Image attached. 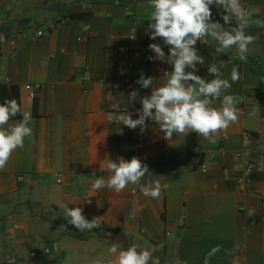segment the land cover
I'll use <instances>...</instances> for the list:
<instances>
[{
    "label": "crops",
    "instance_id": "1",
    "mask_svg": "<svg viewBox=\"0 0 264 264\" xmlns=\"http://www.w3.org/2000/svg\"><path fill=\"white\" fill-rule=\"evenodd\" d=\"M241 3L264 23V0ZM215 8L213 20L223 24V12ZM151 10L149 0H0V103L16 99L22 111L31 112L33 129L24 148L0 170V264H107L113 259L112 243L96 235H71L59 207L69 200L77 204L68 207H82L87 219L103 216L102 227L124 230L132 243L154 248L160 264H204L217 245L221 251L209 264H264V88L253 100L264 77L259 45L249 46L247 63L224 64L223 55L236 53L235 48L218 55L210 37L204 45L197 42L205 59L197 65L198 75L214 79L207 71L211 63L229 80L234 67L239 71L228 94L239 100L241 115L215 144L196 133L173 134L169 142L150 120L147 128L132 130L116 119L125 110L138 118L139 98L129 104L127 96L133 89L150 95L151 88L136 83L141 73L161 86L162 72L171 70L148 59L151 43L168 53L160 38L153 41L145 32ZM39 30L45 33L38 35ZM261 30L253 25L249 33L256 37ZM35 84L40 90L31 98L28 86ZM117 103L119 110L113 108ZM21 119L18 114L13 122ZM247 147L261 166L254 181L242 185L240 154ZM120 156L138 157L155 174H146L141 184L158 179L168 186L159 199L145 197L132 184L121 193L91 192L96 178L111 175L100 160ZM85 196H92L90 205L81 203ZM248 209L256 215L248 217ZM55 243L59 249L45 253Z\"/></svg>",
    "mask_w": 264,
    "mask_h": 264
},
{
    "label": "clouds",
    "instance_id": "2",
    "mask_svg": "<svg viewBox=\"0 0 264 264\" xmlns=\"http://www.w3.org/2000/svg\"><path fill=\"white\" fill-rule=\"evenodd\" d=\"M212 6L223 9V24L213 20ZM149 7L152 9L148 20L150 23L145 32L153 41L160 38L168 46V53H165L161 44L151 43L148 47L153 55L148 59L167 64L171 70L162 72L164 83L161 86H155L156 78L141 73L136 83L143 89L151 88V93L140 96L137 90H131L127 96L129 104H134L139 98L142 105L138 110V118L133 119L132 114L125 110L119 113L117 122L132 130H143L148 126L146 121L150 120L163 132L166 141L172 142L173 134L177 137L196 133L215 144L220 133L237 123L241 115L237 107L239 100L228 94L232 84L240 79V73L234 67L230 80L223 78L220 68L211 63L207 71L214 75V79L207 81L198 75L197 65H203L205 59L198 54L197 42L206 43V38L210 37L217 42L215 52L218 55L235 48L237 58L247 63L249 46L255 41V35L250 34L249 30L253 25L264 27V23L254 20L253 12L245 8L241 0H149ZM3 39L0 36V41ZM215 101H221L219 107L214 106ZM113 108L119 110V103L114 104ZM18 114L22 115V119L13 122ZM31 123V112L22 111L16 99H6L0 103V170L6 168L18 148H24L25 138L32 136ZM118 132L123 134V129L119 128ZM99 165L111 175L96 178L91 184V192L108 188L121 193L132 184L139 185L145 197L159 199L168 187L158 179L141 184L146 174H155L136 156L131 160L122 156L116 160L105 157ZM90 197L85 196L81 203L90 205ZM70 203L77 204L72 200L59 204L67 225L74 226L80 233L101 227L103 216L89 220L83 214L82 207L69 208ZM255 215V209H248V217ZM67 225H61L60 228L68 231ZM220 251V245L212 247L204 257V264H209L210 259ZM108 252L114 258L108 260L107 264H160L159 257L154 255V248H144L136 243L127 248L112 243ZM94 264L102 262L97 260ZM176 264L181 262L177 260ZM233 264H236L235 260Z\"/></svg>",
    "mask_w": 264,
    "mask_h": 264
},
{
    "label": "built area",
    "instance_id": "3",
    "mask_svg": "<svg viewBox=\"0 0 264 264\" xmlns=\"http://www.w3.org/2000/svg\"><path fill=\"white\" fill-rule=\"evenodd\" d=\"M245 8H247V6H244ZM216 12H223V9H214ZM88 29V27L86 28ZM45 32L39 30L37 32L38 35H43ZM132 37V36H131ZM82 38H79V40H81ZM199 42V41H198ZM200 45H204L205 43H201L199 42ZM241 61L237 58L236 53H227L224 54L222 57V63L224 64H236V63H240ZM169 70V69H167ZM29 95L31 98H36L39 90H40V85L39 84H35V85H29ZM264 88V77L261 80L260 86L255 89V96L253 97L254 101H258L259 100V96L261 94V89ZM247 97V96H246ZM249 136L246 137V139H248ZM243 158V165L241 167V177L238 178V183L242 184V185H248L250 183H252L254 181L255 178V173L257 170H259L260 166H261V160L260 159H255L252 156V151L249 147H247L241 154H240ZM185 216L183 215L182 218H184ZM59 246L57 243L53 244L51 248H45V253H49L52 250H58ZM36 255V252H31L30 256L34 257ZM18 264H24V262L21 260L18 262Z\"/></svg>",
    "mask_w": 264,
    "mask_h": 264
},
{
    "label": "trees",
    "instance_id": "4",
    "mask_svg": "<svg viewBox=\"0 0 264 264\" xmlns=\"http://www.w3.org/2000/svg\"><path fill=\"white\" fill-rule=\"evenodd\" d=\"M34 111L36 113L37 111V103L35 101L34 104ZM71 226V235L78 239H87L91 237L92 235H96L100 237L104 241H108L110 243H119L121 247L127 248L131 244L130 236L121 229H114V228H106V227H99L96 229H93L91 231H85L83 233H80L78 229H76L74 226Z\"/></svg>",
    "mask_w": 264,
    "mask_h": 264
},
{
    "label": "rangeland",
    "instance_id": "5",
    "mask_svg": "<svg viewBox=\"0 0 264 264\" xmlns=\"http://www.w3.org/2000/svg\"><path fill=\"white\" fill-rule=\"evenodd\" d=\"M255 43L259 45L258 56L264 58V27H262L261 32L256 34Z\"/></svg>",
    "mask_w": 264,
    "mask_h": 264
}]
</instances>
